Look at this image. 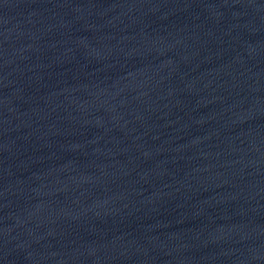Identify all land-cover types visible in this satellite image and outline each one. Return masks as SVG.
<instances>
[{
	"label": "water",
	"instance_id": "water-1",
	"mask_svg": "<svg viewBox=\"0 0 264 264\" xmlns=\"http://www.w3.org/2000/svg\"><path fill=\"white\" fill-rule=\"evenodd\" d=\"M0 264H264V0H0Z\"/></svg>",
	"mask_w": 264,
	"mask_h": 264
}]
</instances>
